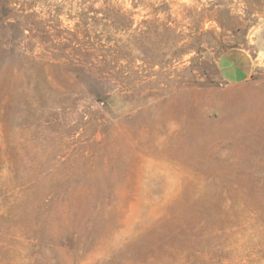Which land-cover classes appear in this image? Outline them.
I'll return each mask as SVG.
<instances>
[{
	"label": "rangeland",
	"instance_id": "rangeland-1",
	"mask_svg": "<svg viewBox=\"0 0 264 264\" xmlns=\"http://www.w3.org/2000/svg\"><path fill=\"white\" fill-rule=\"evenodd\" d=\"M0 264H264V0H0Z\"/></svg>",
	"mask_w": 264,
	"mask_h": 264
},
{
	"label": "crops",
	"instance_id": "crops-1",
	"mask_svg": "<svg viewBox=\"0 0 264 264\" xmlns=\"http://www.w3.org/2000/svg\"><path fill=\"white\" fill-rule=\"evenodd\" d=\"M216 69L225 84L236 85L248 81L254 68L246 52L231 50L218 59Z\"/></svg>",
	"mask_w": 264,
	"mask_h": 264
}]
</instances>
